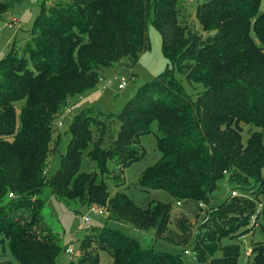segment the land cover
Returning a JSON list of instances; mask_svg holds the SVG:
<instances>
[{
	"label": "trees",
	"instance_id": "1",
	"mask_svg": "<svg viewBox=\"0 0 264 264\" xmlns=\"http://www.w3.org/2000/svg\"><path fill=\"white\" fill-rule=\"evenodd\" d=\"M45 1L27 45L13 43L0 60V246L8 242L17 264H57L62 248L42 214L41 195L49 188L67 207L97 205L110 213L103 227L87 230L80 258L69 264H100L101 251L112 264H186L187 247L199 264H238L239 239L253 233L257 198L264 194V0H204L195 10L199 31L187 23L188 0H57L50 7ZM19 2L0 0V22ZM149 24L161 35L165 71L112 117L119 130L109 144L95 112H77L67 152L49 177L58 120L70 103L97 90L107 70L134 67L151 51ZM184 80L202 91L192 95ZM155 123L161 157L139 185L174 201L154 200L144 209L123 190L111 198L108 163L118 170L115 186H124L120 177L145 156L141 138ZM242 125L251 129L246 143ZM84 158L100 179L81 171ZM226 174L231 192L242 194L222 200L215 193ZM181 200L210 206L207 222L195 230L185 214L172 219ZM257 222L264 226V205ZM110 223L153 231L183 255L143 248ZM223 239L238 242L222 245ZM252 252L251 264H264V245Z\"/></svg>",
	"mask_w": 264,
	"mask_h": 264
},
{
	"label": "rangeland",
	"instance_id": "2",
	"mask_svg": "<svg viewBox=\"0 0 264 264\" xmlns=\"http://www.w3.org/2000/svg\"><path fill=\"white\" fill-rule=\"evenodd\" d=\"M57 0H46L45 4L50 7ZM204 0H194L186 1L185 3V14L188 15L187 23L192 27V30L199 31L200 27L195 16V10L199 3ZM44 0H20V2L8 11V15L5 16L4 22L0 23V60L8 54L13 43H18L16 47H25L27 45V39L30 38V32L33 27V23L37 15L41 11V7ZM16 12L17 15H10V12ZM12 13V14H13ZM6 14V13H5ZM184 15V14H183ZM13 16V18H12ZM13 19H17L18 24L16 28H8V24L12 22ZM149 35L151 40V51L146 53L139 63L134 67H126L125 64H120L114 66V68L107 70L105 75L102 76V80L97 86V90L90 93L89 97H86L83 101L76 103L72 106L69 105V109L72 107L73 111L71 113L66 112V117H62L58 120L56 126L55 139L60 135V140L57 145V140L52 144L53 153L51 160L48 164V176H52L60 167V154H65L67 152L68 144L71 138L69 132V125L72 121L73 116L84 108H90L95 112V115L100 118L104 124H101L99 130L103 132L105 144L111 143L116 137L119 130V125L112 122V117L119 114L125 104L136 94L138 88L143 84L154 80L158 75L165 71L167 66V60L162 52V40L161 35L158 30L149 24ZM118 75L119 79L116 81L110 80L113 75ZM121 78H124L127 85L124 89H119L118 85L122 82ZM183 84L188 92L192 95H197L202 91L200 85L189 84L186 80ZM89 94V93H88ZM195 97V96H194ZM81 98V96H80ZM17 114L20 113L22 108V103H15ZM71 108V109H72ZM60 122H63V126L60 127ZM59 127V128H58ZM103 129V131H102ZM93 135L97 136L99 134L98 130L95 128ZM254 131V129H252ZM157 125H153V131L141 138V144L146 150V154L140 161L132 164L129 168L124 170L123 176L120 177V181L124 182V186L116 187L114 180V174L118 173L117 168L112 162L108 163L109 175L106 183L109 186L110 197L113 198L116 193L124 191L128 196L140 207L146 209L149 207V203L156 200L161 202H171L174 201L173 198L161 190H151L150 192L143 191L139 185L140 175L150 166L154 165L161 157V152L157 147ZM251 135V129L249 126L242 125V137L243 142L246 143L247 139ZM98 168L96 165H92L88 158H84L81 165V171L83 172H97ZM114 172V173H112ZM98 178L101 176L98 174ZM220 190L215 193L219 198L225 200L229 198L232 188L230 187V177L229 174L225 175V178L221 183H219ZM239 194L242 193L239 191ZM12 196L9 195V198ZM42 199L45 201V206L43 208L42 214L44 220L51 227V230L56 236L57 242L61 245V252L57 257V264H69L70 260L72 262H77L80 258L81 253L79 250L80 243L85 238L87 230L92 227H103L106 224V218L110 215L106 210L105 216H95L89 223H84L82 221L83 215L87 212V208H70L60 202L51 192L49 188L45 189L41 195ZM258 202L264 205V194L259 195L257 198ZM181 206L174 205L172 210V219L181 214H185L191 221L192 226L195 230L199 227V224L207 222L208 212L210 206L207 205L206 208L200 209L196 203L189 200H181ZM213 205V202H211ZM216 204H219L218 202ZM211 211V210H210ZM110 227L120 230L124 235L135 239L139 242L143 248H153L158 251L169 252L172 254H182L184 249L189 250V254L183 255V260L186 264H199L196 260L195 254L193 253L192 247L181 248L177 245L171 244L163 240L162 237L156 238L153 231L151 232H140L136 229L130 227L129 225L120 223H110ZM174 227V221L171 224ZM196 234V232H195ZM241 245H243V253L238 264H251L253 260V255L251 252L252 248L256 244L264 245V226L257 225L253 229V233L246 235L245 237L239 239ZM238 240H228L223 239L222 245H230L237 243ZM71 248L72 253H67ZM247 253H249L247 255ZM218 253L217 255H219ZM100 264H112V257L109 253L105 251L100 252ZM8 260H11L14 264H17L16 260L12 256L9 248L8 242L5 245L0 246V262L8 264Z\"/></svg>",
	"mask_w": 264,
	"mask_h": 264
},
{
	"label": "built area",
	"instance_id": "3",
	"mask_svg": "<svg viewBox=\"0 0 264 264\" xmlns=\"http://www.w3.org/2000/svg\"><path fill=\"white\" fill-rule=\"evenodd\" d=\"M190 1H194V0H190ZM17 19H13L12 20V22L10 23V24H8L7 26H9L10 28H12V27H15V25H17ZM119 79V77H118V75H114L113 76V78L110 80V82L111 81H116V80H118ZM121 80H122V82L121 83H119V85H118V88L119 89H124L125 87H126V85H127V83H126V81H125V79L124 78H121ZM67 112H70V109H67ZM60 125H61V123H60ZM12 196V195H11ZM237 196H240V194H239V192L237 191V190H234V191H232L231 192V197H237ZM181 201H178L177 203H176V205L177 206H181ZM198 207L200 208V209H204V208H206L207 207V205L205 204V203H203V202H200L199 204H198ZM262 208H263V205L262 204H259V206H258V211H257V213H256V215H254L253 217H252V225H257V217H258V215L261 213V211H262ZM105 214H106V211H105V209H103V208H101V207H99V206H97V205H93V206H91V207H89L88 208V210H87V212L83 215V217H82V221L84 222V223H89L91 220H92V218L93 217H95V216H101V217H103V216H105ZM72 253L73 252V250L71 249V248H69L68 250H67V253ZM252 252V251H251ZM185 254H189V250H186L185 251ZM249 253H247V255H248Z\"/></svg>",
	"mask_w": 264,
	"mask_h": 264
},
{
	"label": "crops",
	"instance_id": "4",
	"mask_svg": "<svg viewBox=\"0 0 264 264\" xmlns=\"http://www.w3.org/2000/svg\"><path fill=\"white\" fill-rule=\"evenodd\" d=\"M14 10V9H13ZM13 12L11 11L10 13H9V17L11 18V16L10 15H14V14H16V12H14L13 14H12ZM6 15H8V12L4 15V19H5V16ZM17 15H14V17H16ZM12 18H13V16H12ZM0 23H2V22H0ZM146 54V53H145ZM144 54V55H145ZM143 55V56H144ZM143 56L141 57V59L143 58ZM109 83H111L110 82V78H109V81H108ZM90 96V93L88 94V95H86V96H83V97H81V98H79V99H77V100H75V101H73V104H76V103H78V102H81V101H83L86 97H89Z\"/></svg>",
	"mask_w": 264,
	"mask_h": 264
}]
</instances>
